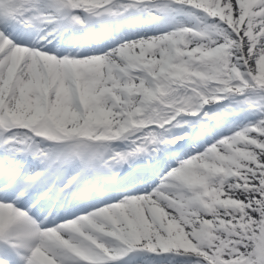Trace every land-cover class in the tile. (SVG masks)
Here are the masks:
<instances>
[{"label":"snow or ice","instance_id":"snow-or-ice-1","mask_svg":"<svg viewBox=\"0 0 264 264\" xmlns=\"http://www.w3.org/2000/svg\"><path fill=\"white\" fill-rule=\"evenodd\" d=\"M0 264H264V0H0Z\"/></svg>","mask_w":264,"mask_h":264}]
</instances>
